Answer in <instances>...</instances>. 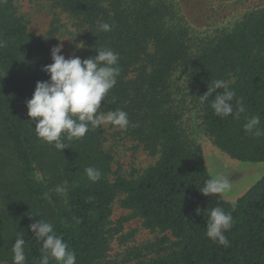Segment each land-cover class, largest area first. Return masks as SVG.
I'll return each mask as SVG.
<instances>
[{
  "label": "trees",
  "instance_id": "obj_1",
  "mask_svg": "<svg viewBox=\"0 0 264 264\" xmlns=\"http://www.w3.org/2000/svg\"><path fill=\"white\" fill-rule=\"evenodd\" d=\"M54 7L84 29L74 57H95L101 48L119 54L117 83L100 110L127 112L126 134L157 159L135 179L112 178L102 125L81 139L62 136V151L37 137L26 102L37 81L50 79L42 69L53 62L51 53L28 31L14 0H0V263L13 264L12 248L22 234L26 264H40L44 253L29 227L40 219L54 225L76 264H109L112 235L122 222L139 219L156 237L133 254L132 264H264V176L236 200L235 210L220 194L204 196L200 189L211 176L201 147L181 132L173 85L174 74L186 70L204 131L218 150L235 161L264 162V135L244 130L252 116L260 117L264 130V8L193 53L187 30L173 23L165 0H55ZM104 22L111 31L99 29ZM218 79L245 106L238 119L215 114L216 93L205 99ZM87 167L100 171L97 181ZM117 199L131 215L113 229ZM215 207L234 218L225 233L229 247L206 236ZM49 264L56 262L50 258Z\"/></svg>",
  "mask_w": 264,
  "mask_h": 264
},
{
  "label": "rangeland",
  "instance_id": "obj_2",
  "mask_svg": "<svg viewBox=\"0 0 264 264\" xmlns=\"http://www.w3.org/2000/svg\"><path fill=\"white\" fill-rule=\"evenodd\" d=\"M55 0H14L18 16L28 23V31L45 41L51 49L62 44L61 54L65 58L74 57L76 47L82 43L84 29L75 19L54 7ZM173 11L174 24L184 27L190 39L192 52L210 42L222 33L232 29L249 12L264 8V0H165ZM173 9V10H172ZM63 40V41H61ZM176 102L180 106V129L182 134L198 144L211 178L226 177L231 190L221 195L229 202L241 197L256 181L264 176V162L246 163L230 159L218 150L206 135L197 105L193 102L191 86L186 70H179L173 77ZM178 90V91H177ZM104 129V149L112 158V178L121 176L135 179L157 157L149 156L142 147L126 134L110 124ZM120 199L113 205L111 227H118V221L130 217L131 212L123 210ZM106 261L109 264H132L133 254L143 245L153 242L156 234L141 227L139 219L122 222L121 230L112 235ZM143 254V252H142ZM1 264V263H0Z\"/></svg>",
  "mask_w": 264,
  "mask_h": 264
},
{
  "label": "clouds",
  "instance_id": "obj_3",
  "mask_svg": "<svg viewBox=\"0 0 264 264\" xmlns=\"http://www.w3.org/2000/svg\"><path fill=\"white\" fill-rule=\"evenodd\" d=\"M98 27L105 32L112 30V26L106 22L100 23ZM3 46L4 42L0 41V47ZM62 49V44H57L51 49L53 62L42 69L50 79L37 81L32 98L26 102L28 116L35 121L37 137L62 151L67 148L62 136L69 140L81 139L90 127L98 128L104 124H110L120 130L126 129L130 123L127 112L117 109L104 113L100 110L101 101H106L109 91L117 83L120 73L119 54L110 48H101L96 51L95 57L82 60L80 57L65 58L61 54ZM217 89L223 91L217 93ZM213 93L216 95L211 107L217 116H234L238 119L240 114L246 111L243 103L236 100V93L230 89L227 81L215 80L204 94L205 99ZM260 123L259 116L249 117L244 124V130L253 136H262L264 130L259 127ZM85 172L93 182L101 176L100 171L93 167H87ZM230 190V181L223 176L207 180L200 189L207 197ZM57 191L63 192L64 189L58 188ZM229 202L235 210L236 201ZM196 212L201 214V209L197 208ZM233 224L231 212H226L222 207H215L209 211L206 236L214 243L229 247L230 242L225 233L232 229ZM29 227L44 253L40 264H49L50 258L56 264H76V253L69 249L62 236L57 235L52 223L39 219ZM24 245L25 240L20 234L12 248L13 264H26Z\"/></svg>",
  "mask_w": 264,
  "mask_h": 264
}]
</instances>
